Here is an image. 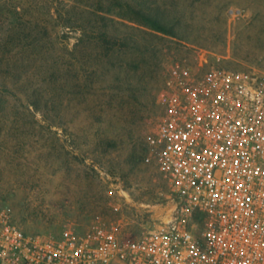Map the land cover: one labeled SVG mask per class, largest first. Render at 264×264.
<instances>
[{
    "label": "rangeland",
    "instance_id": "1",
    "mask_svg": "<svg viewBox=\"0 0 264 264\" xmlns=\"http://www.w3.org/2000/svg\"><path fill=\"white\" fill-rule=\"evenodd\" d=\"M118 1L0 0V205L26 233L148 231L171 207L150 140L175 84L227 73L264 93V0H146L185 14L190 41L150 39L155 57L86 88L88 46L62 17Z\"/></svg>",
    "mask_w": 264,
    "mask_h": 264
},
{
    "label": "built area",
    "instance_id": "2",
    "mask_svg": "<svg viewBox=\"0 0 264 264\" xmlns=\"http://www.w3.org/2000/svg\"><path fill=\"white\" fill-rule=\"evenodd\" d=\"M150 147L171 207L144 233H26L0 205V264H264V93L227 73L178 82Z\"/></svg>",
    "mask_w": 264,
    "mask_h": 264
},
{
    "label": "trees",
    "instance_id": "3",
    "mask_svg": "<svg viewBox=\"0 0 264 264\" xmlns=\"http://www.w3.org/2000/svg\"><path fill=\"white\" fill-rule=\"evenodd\" d=\"M118 4L120 11L112 8L107 11L92 10L86 5L82 17L78 18L69 13L62 17L66 29L77 30L81 34L77 39L76 51L88 46L87 51L81 54L92 70L86 88H93L95 73L100 74V78H105L118 65L122 69L132 64L138 67L145 58L155 57V43L150 39L167 41L164 37L166 36L183 42L190 41L184 35L188 29L185 14L169 12L157 4V7H153L146 0H119ZM121 28L129 32L120 39L116 34H119ZM130 51L136 56L131 63ZM32 106L39 111L36 103H32ZM55 133L59 134L58 131Z\"/></svg>",
    "mask_w": 264,
    "mask_h": 264
}]
</instances>
